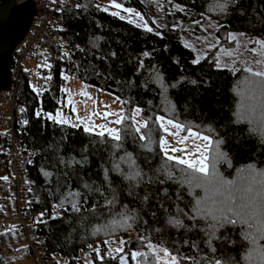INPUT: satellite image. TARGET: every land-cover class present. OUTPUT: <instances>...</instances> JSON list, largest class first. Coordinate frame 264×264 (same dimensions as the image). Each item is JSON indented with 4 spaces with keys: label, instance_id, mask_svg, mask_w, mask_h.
<instances>
[{
    "label": "trees",
    "instance_id": "1",
    "mask_svg": "<svg viewBox=\"0 0 264 264\" xmlns=\"http://www.w3.org/2000/svg\"><path fill=\"white\" fill-rule=\"evenodd\" d=\"M49 0L35 2L36 12H41ZM110 1L111 0H107ZM182 7V17L186 22L196 20L199 16L211 14L221 22L219 33L239 32L247 37H257L264 40V0H237L229 5L226 12L221 13L215 6V0H164ZM123 8H132L142 16L144 9L138 0H116ZM59 31L62 40V50H48L46 72L52 79L48 88L40 94L31 90L28 84V74L22 73L18 84L19 103L23 106L25 124L22 127L21 141L31 150L37 152L33 163L28 167L27 195L29 207L41 210L45 216L52 209H57L60 216L41 223L34 234L42 237V245L46 247V255L63 264H118V255L105 253L104 241L118 237L131 241L124 246L128 264H133L131 251H147L139 241L144 235L157 245L161 237L165 238L164 246L173 250L179 247L180 252L187 256L201 259L212 257L213 253L205 244L206 237L197 230L186 231L167 224L170 216L176 215L179 205L185 212L190 211V205L196 197L204 196V192L196 188L189 192L187 187L180 188L177 184L167 181L160 183L159 177L155 183L142 184L133 189V194L126 191L127 182L121 181L119 175L109 171L108 177L113 181V187L119 192V202L116 208L127 204L130 210L139 213L142 219L137 220L132 228L120 226L109 227L97 232V228L109 224L112 213L105 197L111 199L109 185L105 183V169L112 168L113 160L118 161L125 152L131 153L142 170L149 176H155V169L161 162L162 153L158 147V137L153 136L150 145L152 151L144 147L147 141H140L138 133L128 125V135L124 137L123 148L117 149L116 156H111L113 149L109 143H100V137L83 131L81 126L56 124L47 119L46 113H53L58 107L61 95V74H65L82 83L91 85L104 92L117 96L121 103V114L130 116L133 107H140L145 116L165 115V104L161 95L159 82L145 83L155 69H158L166 84L182 80L176 88L168 89V96L176 106L178 119L191 122L193 126L210 125L217 130L216 138H223L220 151L225 158L216 162L219 176L228 181H234L237 186L244 187L242 177L247 176L249 166L257 170L264 169V141L255 130L259 125H249L247 122H236L237 114L246 111L250 105L257 106L259 113L261 105V89H255L249 80L258 78L249 76L247 72L239 71L233 74L229 69H217L209 59L193 64V53L182 43L178 30L166 21L164 25L153 32L130 24L116 16L101 10L95 0L67 1L58 6L57 13ZM150 55L145 57L143 54ZM143 62L145 67L141 68ZM195 80L193 85L190 81ZM126 101L127 103H122ZM151 102V103H149ZM37 112L41 115L38 117ZM123 129L125 125H118ZM149 127L155 126L151 121ZM194 130H197L194 127ZM142 129L141 132H147ZM0 142V168L5 167L4 152ZM85 149H87L85 151ZM211 165L213 152L209 150ZM83 161V163H76ZM123 167V165H122ZM48 172L50 175L45 176ZM85 182L93 189L102 188L100 192L89 191ZM167 189V195L164 194ZM68 193H78L69 196L62 207L61 199ZM8 191L0 187V218L6 210H11ZM149 196L144 202L142 197ZM243 193H238L242 195ZM178 195L181 199H177ZM72 201L77 203L79 211H73ZM168 211L165 212L164 209ZM155 213V215H153ZM183 222L189 227L192 221L181 215ZM156 229H160L159 232ZM229 241L236 244H222L213 241L217 249L223 248L225 254L237 259L243 254L240 247L239 229L227 230ZM22 234L17 230L0 231V264L11 262L6 253L10 247L22 242ZM189 243L185 244L184 241ZM196 241L198 247L192 248L191 242ZM96 244L97 251H89ZM26 255L31 257L25 248ZM219 254V251L217 255ZM90 258L85 261L84 256ZM113 257H116L113 259ZM17 258V257H15ZM183 264H190L184 261ZM201 264L207 262L201 259Z\"/></svg>",
    "mask_w": 264,
    "mask_h": 264
},
{
    "label": "snow or ice",
    "instance_id": "2",
    "mask_svg": "<svg viewBox=\"0 0 264 264\" xmlns=\"http://www.w3.org/2000/svg\"><path fill=\"white\" fill-rule=\"evenodd\" d=\"M235 3H237V0H215V6L219 8L221 13L226 12L229 5ZM110 6L118 10L111 12L110 14L112 16H117L123 20L126 18L120 15V11H123L143 21V17L139 12H134L132 8H123L122 4L116 2V0H111ZM176 10L183 11L179 6H177ZM128 23L132 24L135 23V21L129 19ZM136 26H142L146 32H153V29L148 27L147 24H137ZM213 27L216 26L213 25ZM227 39L231 42L235 41L237 37L232 33H228ZM250 42L257 46L250 50L254 57H258L255 59L254 63L261 69H264V40L256 39ZM215 43L219 44L220 42L216 40ZM185 47L191 46L185 44ZM245 48L247 49V45H245ZM222 51L225 52L229 60L233 58L232 51L226 49H222ZM143 55L147 57L150 54L145 52ZM200 59L201 57L197 56L192 63L199 64ZM46 66L51 67V65ZM140 67H145L143 62L140 63ZM216 67L217 69H222L228 67V65L222 64L221 58L216 57ZM239 70L240 69L236 68L234 65L229 68V71L233 74ZM243 71L247 72L249 76L258 78L255 81L249 80L248 84L252 86L253 95L255 94V89H261V105L259 113H257L256 105H250L246 111L238 113L236 122H247L249 125L258 124L259 128L250 130L258 131L262 141H264V70H254L253 67L248 65V62H245ZM63 78L65 81L69 79L68 76H64ZM45 79L51 80L52 77L48 76L45 77ZM152 81L159 82L167 117L165 115H154V120L152 116H145L142 119H138L143 112L140 107L131 110L130 116L106 111L102 115L103 119H107L109 116H116L117 119L109 121V123L125 125L123 135L122 129L120 128L107 127L103 124L95 125L91 123V121L84 125L83 131L90 135L100 137V143L110 142V146L113 149L111 156L113 157L116 156L115 150L123 148L124 137L128 135L129 127L125 122L129 119L132 121L130 127L134 129L135 133L140 134L139 140L142 142L147 141L144 147L147 148L148 151H152L150 145L153 142V136L157 132L173 137L179 136L180 138L177 143L182 145V147H172L168 140L165 139V135H159L158 147L160 153L163 155L160 158V164L155 169V176H149L145 173L131 153L125 152L123 156L119 157L118 161L113 160L112 168L105 169L104 171L105 183L109 185L111 194V199H108L107 196L105 199L109 206V211L112 213V219L109 221V224L97 228L96 231L99 232L106 228H114L116 226L132 228L137 220L142 219L139 213L135 210H130L127 204H122L119 209L116 208L120 199L119 192L117 187H113V181L108 177L109 171L115 172L119 175L121 181L127 182L128 187L126 191L129 195L133 194L134 188H138L142 184L155 183L156 180L162 176L163 179L159 181L160 183L171 181L180 188L187 187L190 193L196 188L204 192V196L195 198V202L190 205L189 212H185L184 209L180 208L177 204L176 215L170 216L167 220V224L177 230H197L204 234L206 237L205 244L213 253V256L201 257V259L205 260L207 264H264V169L257 170L254 166H249L247 176L242 177L245 181V186L242 188L237 186L234 181H228L219 176L215 165L216 162L225 158V153L220 151V146L224 143L223 138H216L217 130L210 125L202 127L193 126L191 122H182L178 119V112L176 106L168 96V89L170 87H178L182 83V80L176 81L171 85L166 84L159 70L155 69L146 79L145 83L147 84ZM190 83L195 85L197 81L192 80ZM33 90L40 94L38 89L34 88ZM81 95L85 96L87 99H92L86 92H82ZM122 103L127 102L122 101ZM105 107L107 106L105 105ZM21 111H23V109H21ZM73 111H75V108H73ZM36 115L39 117L41 113L37 112ZM92 115L100 114L93 112ZM47 118L56 124L66 125L70 123L62 117L59 111L56 112L55 116L48 114ZM150 121L158 127L150 128ZM97 127L100 131H96ZM194 127L197 130H194ZM142 129H148V131L142 133ZM182 132L186 133V135L180 136ZM189 139L193 142L191 145L187 144ZM210 149L213 152L211 165L208 163V153ZM86 150L87 149H85V151ZM176 153H181V155H176ZM76 163H83V161H76ZM44 175L48 176L50 173L45 172ZM4 179L7 178L5 177ZM84 187L90 192H100L101 195H104L100 187L93 189L92 185L87 182H85ZM167 192L168 190L164 189L165 195H167ZM238 193L243 194L238 195ZM76 195H78V193H68L67 196L61 199L60 205H54V207H62L64 201L68 199L69 196L75 197ZM148 199L149 196L147 194L142 197L144 202ZM177 199L179 200L181 197L178 195ZM72 209L76 212L80 210L75 201H72ZM164 211L167 212L168 209L165 208ZM153 215H155V213H153ZM181 215L192 221L190 227L183 222ZM55 218L54 216L53 219ZM237 228L239 229L238 234L242 242L240 247L244 250L239 259L230 254L226 255L223 248L218 250L217 247L213 246V241H220L222 244H236L237 242L227 239V230L230 229L234 232ZM156 231L159 232L160 229H156ZM164 240L165 238L162 236L160 244L157 245L148 240L146 236L141 235L139 241L147 251H131L130 258L133 264H183L184 261H189L190 264H201V259L185 255L180 252L179 247L170 250L168 247L164 246ZM105 243H108V241H105ZM130 243L131 241L121 239L119 241L120 247L115 249L120 264H128L126 257L122 253H124V246ZM184 243L188 244L189 241L185 240ZM191 245L193 249L198 247L196 241H192ZM96 251L99 255V249ZM218 251L219 254L217 255ZM115 258L116 257H113V259Z\"/></svg>",
    "mask_w": 264,
    "mask_h": 264
},
{
    "label": "rangeland",
    "instance_id": "3",
    "mask_svg": "<svg viewBox=\"0 0 264 264\" xmlns=\"http://www.w3.org/2000/svg\"><path fill=\"white\" fill-rule=\"evenodd\" d=\"M138 1L142 4L144 9V14L143 16L141 15L143 17V21L138 20L134 15H129L128 13L120 11V15L126 17L123 20L128 22V20L131 19L135 21V23H132L135 26L137 24H147L148 27L152 29H159L164 25L166 21H169L171 23V27L178 30L180 39L184 46L185 44L191 46L186 48H188L193 53V60L196 59L197 56L201 57L200 60L207 58L216 67V57H220L221 63L228 65V67H225V69H229L234 65L236 68L240 69L239 71H243L245 62H248V65L253 67L254 70H264L254 63L255 59H257L258 57H254L252 55V52L250 51L251 49L257 47L250 41L259 38L247 37L245 35H241L242 33L239 32L219 33L218 27H220L221 22L214 18L211 14L201 15L196 20L186 22L182 17L183 11L176 10L177 6H179L180 8L182 7L169 1ZM99 4L112 9V11H118L117 9L110 6V1L100 0ZM213 25H215L216 27H213ZM139 28L144 29L142 26ZM228 33L234 34L237 39L235 41L229 42V40L227 39ZM216 40H219L220 43L216 44ZM245 45H247V49L245 48ZM222 49L232 51L233 58L229 60ZM40 50L47 51V49L45 48H40ZM22 67L23 73L28 74V84L31 90L34 91L33 89L36 88L39 90V93H42V89L38 86L37 81L43 80L45 77H48V72H46V62L39 63L25 61L22 63ZM64 76L67 75L61 74V95L59 97L58 107L53 113H46L44 115L46 118L48 114L55 116L56 112L59 111L62 114V117L70 122L69 124H66L69 126L77 125L81 126L83 129L84 125L91 121V123L95 125L103 124L107 127L119 128L118 125L109 123V121H114L115 119H117L116 116H109L107 117V119L102 118L103 113L106 111L121 113V103L117 96L104 92L91 85L82 83L69 76V79L65 81V79L63 78ZM34 92L38 94L37 91ZM82 92H86L92 99H87L85 96L81 95ZM105 105L107 107H105ZM73 108H75V111H73ZM134 108L136 107H133L132 110ZM93 112L99 113L100 115H92ZM96 131H100V129L97 127ZM161 135H165V139L168 140L169 144L172 147H182V145L177 143L180 138L179 136L173 137L164 133H161ZM184 135H186V133H180V136ZM192 143L193 142L191 139L187 141L188 145H191ZM176 155H181V153H176ZM5 175L6 170L4 167H1L0 179ZM7 213L8 210H6L5 216L0 218V231L15 229V222L10 217H8ZM120 240V238L114 237L106 240L108 241V243H105L104 241L103 244L106 248L105 253L111 256L117 255L115 249L120 247ZM16 247L17 253H15V255L14 253L10 252L6 253L5 256L10 257L11 259V262L7 264H35L33 258L26 255L25 245L23 242H17ZM98 248L99 247L94 244L90 246L89 251L96 252ZM122 254L126 255L125 252ZM96 255L99 259L100 257L98 256V254ZM84 259L85 261L90 262V258L87 255L84 256ZM57 262L59 264L64 263V261L60 258H57Z\"/></svg>",
    "mask_w": 264,
    "mask_h": 264
},
{
    "label": "built area",
    "instance_id": "4",
    "mask_svg": "<svg viewBox=\"0 0 264 264\" xmlns=\"http://www.w3.org/2000/svg\"><path fill=\"white\" fill-rule=\"evenodd\" d=\"M34 3L38 0H33ZM71 0H50L44 9L32 19L30 26L16 45L9 65L10 86L7 91L0 92V142L4 152L6 175L0 179V187L8 191L11 210L7 213L15 222V230L22 234V242L29 251L35 264H59L53 257L46 255V247L42 245V237L34 234L38 226L60 216L57 209H52L47 216L41 210L30 209L27 195L28 167L33 163L37 152L31 150L21 141L22 127L25 124L23 106L19 103L18 84L23 73L22 63L25 61L43 63L48 57V50H62V40L58 34V6ZM77 1V0H72ZM97 6L111 13L112 9L99 4ZM106 9V10H105ZM113 12V11H112ZM45 48L47 51H41ZM42 92L48 88L49 80H38ZM7 179H4V178ZM43 214V215H42ZM17 249L16 245L10 247Z\"/></svg>",
    "mask_w": 264,
    "mask_h": 264
},
{
    "label": "water",
    "instance_id": "5",
    "mask_svg": "<svg viewBox=\"0 0 264 264\" xmlns=\"http://www.w3.org/2000/svg\"><path fill=\"white\" fill-rule=\"evenodd\" d=\"M35 15L33 0H0V92L9 89L12 53Z\"/></svg>",
    "mask_w": 264,
    "mask_h": 264
}]
</instances>
